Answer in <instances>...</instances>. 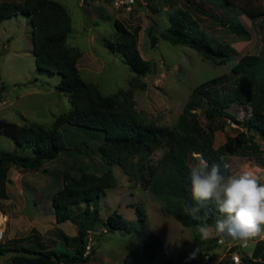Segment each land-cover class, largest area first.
Returning a JSON list of instances; mask_svg holds the SVG:
<instances>
[{
    "label": "trees",
    "instance_id": "trees-1",
    "mask_svg": "<svg viewBox=\"0 0 264 264\" xmlns=\"http://www.w3.org/2000/svg\"><path fill=\"white\" fill-rule=\"evenodd\" d=\"M152 1L147 0V4L156 10V4ZM187 1L193 5L191 0ZM222 2L248 14L251 20L261 18L260 25L264 26V8H250L241 0ZM223 8L226 16L202 8H196V11L207 15L214 24L235 36L250 38L237 13L231 8ZM18 14H25L29 19L36 67L60 75L56 90L69 97L70 108L50 126L19 125L0 120V133L10 137L14 144V150H0V199H7L6 185L11 182L10 166L34 171L65 152L84 153L85 149H91L105 162L106 169L100 174L64 170L62 188L52 195L56 222L74 221L79 231L77 235L70 237L59 232L56 247L44 243L37 234L24 238L25 243L20 245L12 240L6 246L0 244V260L6 258L8 264L90 262L89 254L94 251L88 245V231L90 225L100 221L97 208L105 190L116 186L113 166H119L130 181L136 180L142 188L166 198L165 212L181 225L189 227L194 234L192 246L182 251L180 258H185L198 248L197 260L202 251L206 252L218 241L217 236L201 239L197 226L214 225L222 217L214 203L207 205L196 219L186 214V208L193 203L190 169L203 159L209 167L219 165L225 176H231L225 159L229 144L259 151L257 145L247 146L243 131L235 137H228L227 143L220 147L214 146V137L220 128L215 121L220 118L242 123L246 132L252 133L251 137L264 140V56L244 53L231 66L230 73L201 82L192 90L191 98L184 105L176 125L170 128L142 117L135 108L134 91L145 89L146 84L141 79L151 67L139 55L135 33L121 22H114L115 41L105 40L104 46L111 54L119 55L134 76L127 88L104 95L95 83L85 82L80 75L77 63L81 51L68 44L72 20L65 6L56 0L0 1V26ZM191 18L187 11L177 9L168 18V27L158 35L150 27L147 34L151 46L156 45L161 37L171 44L187 45L215 64L228 63L235 49L199 31ZM200 106L208 121L206 125L199 122L196 115V108ZM232 106L245 111L242 119H238L236 111L230 109ZM92 143L96 145L92 146ZM160 149L164 150L162 155L153 160L152 155ZM82 206L85 208L81 211ZM134 206L137 221L143 222V208L136 204ZM106 223L108 232H132L131 222L120 212L112 213ZM239 257L240 263L227 258L221 264H264V241L255 243L250 256L241 252ZM122 264H175V261L160 236L148 233L136 250L126 254Z\"/></svg>",
    "mask_w": 264,
    "mask_h": 264
},
{
    "label": "rangeland",
    "instance_id": "rangeland-1",
    "mask_svg": "<svg viewBox=\"0 0 264 264\" xmlns=\"http://www.w3.org/2000/svg\"><path fill=\"white\" fill-rule=\"evenodd\" d=\"M56 1L71 14L72 30L67 40L69 45L81 51L77 63L81 77L85 82L95 83L104 95L127 88L129 80L134 76L122 58L111 54L104 46L105 40L115 41L114 22H121L135 33L139 55L151 67L141 79L146 84L145 89L134 91L135 108L142 117L165 127L176 125L184 105L191 98L192 90L201 82L230 73L231 66L244 53L264 56V26L260 25L261 18L251 20L248 14L237 11L231 5H225L222 0H191L193 5L187 0H153L156 10L148 4H137L129 10L116 9L113 0ZM241 2L253 9L264 8V0ZM194 5L222 16H226L223 7L231 8L248 29L250 38L241 39L222 26L214 24L207 15L198 13ZM177 9L190 13L199 31L221 44H230L235 49L233 58L224 65L215 64L193 48L171 44L161 37L156 45L151 46L147 30L151 27L158 35L168 27V18ZM30 30L29 19L25 14L13 15L1 23L0 120L16 122L19 125L50 126L69 110V97L56 90L60 75L36 67ZM236 107L238 106L230 109L236 111L238 119H242L246 113ZM196 115L203 125L208 123L202 106L196 108ZM215 122L220 127L215 132V147L226 144L228 137H235L241 131L246 133L247 146H258L259 151L253 152L233 143L228 145L225 159L231 175L251 171L264 183V140L251 137L252 133L246 132L242 123L220 118ZM94 145L96 144L92 143ZM0 150H14L13 140L1 133ZM85 150L84 153L65 152L34 171L10 166L11 182L6 185L7 199H0V214L6 217L5 224L0 226V230L5 231L0 239L2 246L12 240L20 245L25 243L24 238L37 234L44 243L56 247L59 243V232L70 237L78 234L74 221L67 220L60 224L56 222L51 199L62 188L64 170L72 169L77 173L93 171L100 174L106 169L105 162L96 152ZM163 151L158 150L152 155V159L162 155ZM112 171L117 178L116 186L106 189L98 203L100 221L90 225L88 231V245L94 252L88 251L91 260L83 264H122L126 254L136 250L148 233L160 236L175 264H221L231 258L232 254L239 255L242 252L245 256H250L252 253L258 240L252 246L243 248L237 242L223 241L217 236V240L221 242L216 241L206 252L202 251L197 260L193 259L190 263L185 260L187 256L181 259L180 253L192 246L194 234L191 229L165 212L167 200L163 195L142 188L136 180L130 181L119 166H113ZM135 204L144 210L143 222L137 221ZM84 208L85 206L80 207L81 211ZM114 212H120L131 222L132 232L106 230V219ZM213 226H206L211 232L209 238L216 237ZM1 259L0 264H8V260Z\"/></svg>",
    "mask_w": 264,
    "mask_h": 264
},
{
    "label": "clouds",
    "instance_id": "clouds-1",
    "mask_svg": "<svg viewBox=\"0 0 264 264\" xmlns=\"http://www.w3.org/2000/svg\"><path fill=\"white\" fill-rule=\"evenodd\" d=\"M190 173L193 203L186 208L187 215L196 219L214 203L222 218L216 220L213 229L221 240L237 242L243 248L264 240V183L260 177L251 171L225 176L219 165L209 167L203 159L191 167ZM197 228L201 239L210 237L209 227ZM198 252L195 249L189 259H195Z\"/></svg>",
    "mask_w": 264,
    "mask_h": 264
},
{
    "label": "built area",
    "instance_id": "built-area-1",
    "mask_svg": "<svg viewBox=\"0 0 264 264\" xmlns=\"http://www.w3.org/2000/svg\"><path fill=\"white\" fill-rule=\"evenodd\" d=\"M112 3L116 9L122 8V9L129 10L132 6H135L137 4H140L141 6H146L147 0H113ZM0 215H1L0 216V226H2L6 222V217L3 216L2 214ZM4 232H5L4 229L0 230V239L2 238ZM218 241L221 242L220 240ZM231 259L234 260L235 263H239L241 261L239 259L238 254H232ZM185 260L189 261L190 263L193 261V259H189V255L185 258Z\"/></svg>",
    "mask_w": 264,
    "mask_h": 264
},
{
    "label": "crops",
    "instance_id": "crops-1",
    "mask_svg": "<svg viewBox=\"0 0 264 264\" xmlns=\"http://www.w3.org/2000/svg\"><path fill=\"white\" fill-rule=\"evenodd\" d=\"M16 1H17V0H16ZM5 259H6V258H5ZM1 260H2V259H1ZM1 260H0V261H1ZM6 260H7V259H6Z\"/></svg>",
    "mask_w": 264,
    "mask_h": 264
}]
</instances>
